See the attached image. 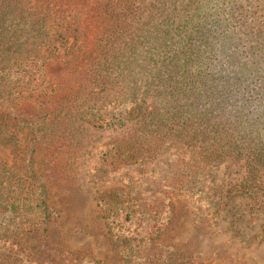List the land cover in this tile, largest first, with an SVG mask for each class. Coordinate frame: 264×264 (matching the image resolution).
<instances>
[{
	"label": "rangeland",
	"instance_id": "rangeland-1",
	"mask_svg": "<svg viewBox=\"0 0 264 264\" xmlns=\"http://www.w3.org/2000/svg\"><path fill=\"white\" fill-rule=\"evenodd\" d=\"M11 1L0 25V264H36L27 260L37 224L30 186H40L55 210L44 233L64 264H124L126 246L117 238L123 223L129 236L148 234L138 220L125 222L126 206L142 213L141 225L159 224L170 206L171 223L157 239L174 245L187 264H264V242L240 246L214 209L170 188L180 169L119 163L113 143L132 128L124 112L140 85L138 65L124 68L138 31L122 34L113 48L102 0L80 4L77 22L70 10L76 0ZM42 100L45 126L11 124L12 110L30 119L42 115ZM174 184L181 189V181ZM111 221L119 223L117 233Z\"/></svg>",
	"mask_w": 264,
	"mask_h": 264
},
{
	"label": "trees",
	"instance_id": "trees-1",
	"mask_svg": "<svg viewBox=\"0 0 264 264\" xmlns=\"http://www.w3.org/2000/svg\"><path fill=\"white\" fill-rule=\"evenodd\" d=\"M70 4L77 22L80 4L87 2ZM101 5L108 12L113 48L122 34L138 31L124 68L138 65L140 85L124 112L132 128L113 143L119 163L180 169L181 179L169 180L172 190L214 209L223 232L240 246L264 242V0H102ZM13 8L11 0H0V25ZM42 101V115L30 119L12 110L11 124L45 126L43 104L48 101ZM177 180L181 189H175ZM27 196L37 212L27 260L64 264L55 259L44 233L55 210L40 186H30ZM125 208V222L138 220L148 234L129 236L127 223L120 227L111 221L112 231L120 227L117 238L123 237L126 246L124 264H187L174 245L157 239L171 223L170 206L159 224L146 225L138 219L142 213Z\"/></svg>",
	"mask_w": 264,
	"mask_h": 264
}]
</instances>
